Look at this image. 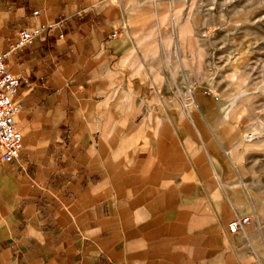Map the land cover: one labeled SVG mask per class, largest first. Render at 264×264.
<instances>
[{
  "label": "rangeland",
  "instance_id": "374dc122",
  "mask_svg": "<svg viewBox=\"0 0 264 264\" xmlns=\"http://www.w3.org/2000/svg\"><path fill=\"white\" fill-rule=\"evenodd\" d=\"M165 10L131 79L91 105L90 156L124 224L166 237L149 247L168 263L199 264L221 239L246 242L243 229L202 230L212 210L233 204L252 216L247 230L264 223V0H172ZM152 78L164 85H142ZM148 219L163 229L146 232ZM258 243L264 256V231Z\"/></svg>",
  "mask_w": 264,
  "mask_h": 264
},
{
  "label": "crops",
  "instance_id": "0c3cea01",
  "mask_svg": "<svg viewBox=\"0 0 264 264\" xmlns=\"http://www.w3.org/2000/svg\"><path fill=\"white\" fill-rule=\"evenodd\" d=\"M170 1L0 0V52L19 29L45 25L8 59L30 85L23 82L16 97L24 150L11 162L0 155V264H170L149 247L168 246L166 237L149 243L147 233L118 217L109 181L90 156L91 105L105 104L106 88L131 79L139 47L153 40L154 24L163 28ZM142 85L164 84L152 78ZM239 211L233 204L221 214L212 210L201 229L230 232ZM159 225L148 219L144 229ZM243 231L246 242L221 239L199 264H242V257L264 264L258 243L264 223Z\"/></svg>",
  "mask_w": 264,
  "mask_h": 264
},
{
  "label": "built area",
  "instance_id": "2783aa9c",
  "mask_svg": "<svg viewBox=\"0 0 264 264\" xmlns=\"http://www.w3.org/2000/svg\"><path fill=\"white\" fill-rule=\"evenodd\" d=\"M38 10H35L37 13ZM45 25L21 28L8 48L0 52V155L7 161H15L24 150V136L16 119L18 106L16 97L23 82H30L16 74L9 66L8 59L27 44L34 42ZM116 35V32L112 33ZM253 132L250 136H253ZM253 220L251 215H239L228 223L230 232L244 229ZM256 264V263H247Z\"/></svg>",
  "mask_w": 264,
  "mask_h": 264
}]
</instances>
